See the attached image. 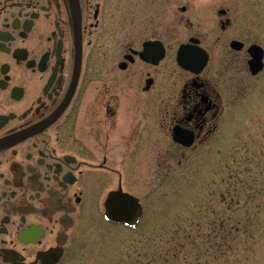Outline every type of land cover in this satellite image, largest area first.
Segmentation results:
<instances>
[{"label":"flooded vegetation","instance_id":"af4514ba","mask_svg":"<svg viewBox=\"0 0 264 264\" xmlns=\"http://www.w3.org/2000/svg\"><path fill=\"white\" fill-rule=\"evenodd\" d=\"M261 75V0H0V264H74L125 226L110 193L143 211L156 158L233 141L226 106Z\"/></svg>","mask_w":264,"mask_h":264},{"label":"rangeland","instance_id":"374dc122","mask_svg":"<svg viewBox=\"0 0 264 264\" xmlns=\"http://www.w3.org/2000/svg\"><path fill=\"white\" fill-rule=\"evenodd\" d=\"M226 107L233 141L156 158L137 225L100 231L74 264H264V77Z\"/></svg>","mask_w":264,"mask_h":264},{"label":"water","instance_id":"95a60500","mask_svg":"<svg viewBox=\"0 0 264 264\" xmlns=\"http://www.w3.org/2000/svg\"><path fill=\"white\" fill-rule=\"evenodd\" d=\"M187 56H189V49L187 46L181 47L178 52V63L182 68L192 70V67L188 64ZM259 58L260 57H253L249 63L250 70L253 72L252 74L261 69V65H259ZM141 213L142 210L138 200L133 196L122 193L121 191L110 193L106 200V220L122 223L125 226L131 227L136 223Z\"/></svg>","mask_w":264,"mask_h":264}]
</instances>
